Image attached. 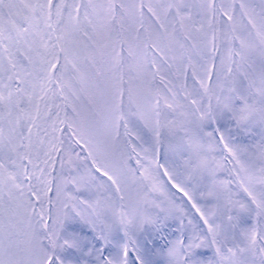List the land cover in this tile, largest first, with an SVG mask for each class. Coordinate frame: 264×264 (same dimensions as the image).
<instances>
[{
	"label": "snow or ice",
	"instance_id": "obj_1",
	"mask_svg": "<svg viewBox=\"0 0 264 264\" xmlns=\"http://www.w3.org/2000/svg\"><path fill=\"white\" fill-rule=\"evenodd\" d=\"M0 264H264V0H0Z\"/></svg>",
	"mask_w": 264,
	"mask_h": 264
}]
</instances>
